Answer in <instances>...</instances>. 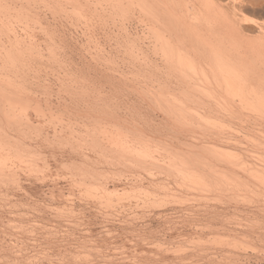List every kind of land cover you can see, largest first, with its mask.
Listing matches in <instances>:
<instances>
[{
    "label": "bare ground",
    "instance_id": "1",
    "mask_svg": "<svg viewBox=\"0 0 264 264\" xmlns=\"http://www.w3.org/2000/svg\"><path fill=\"white\" fill-rule=\"evenodd\" d=\"M260 14L264 17V0H0V231L3 232L2 234L4 232H10L8 234L13 236L19 233L21 235L22 233L26 234L29 230L28 227L32 226L25 227L29 224L27 221L28 219L30 221V213L37 211L34 210L37 208L36 205V208L33 207V203L35 204L36 201H33L32 198L34 197H30L28 192L23 191V188H27L26 182L31 183H28V186L32 187L37 185L36 179L38 181L48 179L46 177L50 176L51 169H45L46 166H49V161H47L49 159L46 158V154L49 155L48 151L52 153L49 150L52 149L50 148L51 145L60 147V143L68 144L69 149H73L75 146L76 150L68 149L71 153L77 151V148H81V146V150L87 146L86 149L93 152L94 156L84 153L85 157L81 156L82 159L79 157L84 151L79 153V150L76 152L79 154H76L79 159L72 156L62 159L60 155L59 161H56L57 158L55 159L57 164L53 163L56 165L53 172L57 171L59 176H69L68 179L71 180V185H74L73 188L79 185L78 192L76 191L80 193L79 196L84 197V191L89 192L91 198L96 197V195L100 196L101 198L98 197V200L95 201L101 200L99 202L101 206L106 203L107 205L103 206L105 209L102 207L104 210L107 209V206L110 208L114 204L122 203L125 200V195L127 199L138 197L136 199L140 198V200H142V195L144 199H147V196L148 199L149 196H152L154 202H160V200L163 201L162 196L160 197L162 193L164 199L168 198L165 200L170 204L171 197L177 198V201L174 199L176 202L179 198L184 202V200L193 199L191 196L195 199L196 196L200 198L198 195H201L203 191L205 193L206 190L207 196L212 198V194L214 196L219 191L216 190L217 188L222 189L221 187H224L223 189L226 191L230 190L229 193L241 189V191L238 190L237 194L242 192V199L247 200L245 204L249 198L253 199L254 203L257 200L254 205L255 207L258 206L256 208H252L253 204H246V206L249 205L247 212H251L253 217L264 214V207L262 206L264 202H258L264 201V20L263 18L261 21L258 20L257 15ZM251 15H255L257 19L255 17L249 18ZM49 130H53L51 136L52 132L49 133ZM56 141L59 142L58 145L55 143ZM42 145L45 148L48 145L49 149L46 148L48 151ZM64 148L55 149L59 153ZM69 151L67 152L70 153ZM61 152L60 154H62ZM67 152L65 153L68 154ZM54 153L55 156H59L56 152ZM65 153L63 157H67ZM54 157H51L53 161ZM49 167L51 168V166ZM106 168L108 171L111 170V177V172L109 171V174ZM110 168H113L114 171ZM123 173H129L133 178L135 176L134 180L128 181L125 185L124 182L130 179L128 174V176L125 175L127 179L125 178L124 182L122 179L121 183L116 179L119 178L116 175H122L121 179ZM55 176L56 174L54 178ZM108 176L113 177V180L115 178L116 181L110 179L112 182H109ZM166 180L172 183H168ZM56 181H59V178ZM56 183H54L56 188L61 189L62 187L59 188L60 185ZM168 184H174L176 188L179 187V191L172 189L174 186L171 187L172 190L179 193L172 195L175 192L172 191L171 197H169L171 190H169ZM213 187L217 191L215 194L211 192ZM210 189L211 195L208 194ZM219 192L223 193V191ZM52 193L55 195L56 192L52 191ZM57 193V196L60 193L59 198L62 194L66 204L68 197L63 195L62 189ZM67 194L65 195L68 196ZM71 195L69 196L71 197ZM134 195L135 197H133ZM156 195L158 196L156 197ZM79 196L77 197L79 198ZM90 196L86 195L85 199L90 198ZM118 196L122 198H120V202H118ZM54 197H52L53 201ZM233 197L235 198V196ZM71 198L73 199L74 196ZM115 198L116 201L114 202L113 199L115 200ZM155 199L159 200L156 201ZM68 200L71 203L72 200L70 198ZM220 200H223L222 197ZM229 200L232 199L229 198ZM95 201L91 200L90 202ZM148 201L151 202L152 200ZM48 203L46 202L47 206L45 205L47 209L49 208ZM133 203L135 204V202ZM185 203L188 204V202ZM248 203L251 201L249 200ZM212 204L211 209L215 207ZM129 205L132 206L130 203ZM145 205H147V200ZM180 206L182 207V205ZM65 207L68 209L67 206ZM140 207L145 208L144 204ZM152 207L158 209L160 206L156 204L147 208ZM235 207L234 205L233 208ZM61 208H63L62 205ZM211 209L208 211L212 212ZM225 209L227 210V208ZM53 210L55 211V209ZM191 210L193 212L194 209ZM202 211L200 213H205ZM61 212L59 211V213ZM192 212L187 211L189 215ZM68 213L70 216L71 213ZM158 213L160 214L161 211ZM158 213L156 214L158 215ZM198 213L197 211V215H200ZM114 214L116 215L115 211ZM216 214L217 212L214 215ZM34 215L32 219L36 216ZM229 215L231 216V214ZM106 216H109L108 213ZM186 216L189 217L188 214ZM230 216H228L229 219ZM214 217L218 218V216ZM68 218L70 219V217ZM182 218L184 217L182 216ZM246 220L248 221L247 217ZM165 221H167L166 218ZM189 221L191 223V219ZM225 222L227 223L226 220ZM253 223L255 224V221ZM177 224L179 223L177 222ZM146 225L142 228L147 229ZM57 226L59 227V225ZM203 226L207 227V224ZM157 228L159 229V227ZM169 228L172 229L168 226ZM171 229L167 232H170ZM159 230L157 231L159 232ZM124 231L126 232V230ZM144 231L146 232L145 229ZM152 233L154 232L152 231ZM144 234L147 235V233ZM256 234L258 235V233ZM219 236L217 237L219 238ZM239 236L236 237L240 238ZM136 237L138 238V236ZM145 237L147 238V236ZM199 237L198 235L197 238ZM246 237L249 236L246 235ZM246 237H244L245 241L247 240ZM257 237L263 240L261 237L259 238V235ZM1 238L2 241L6 240L3 239V235ZM30 238L33 239V237ZM132 238L134 241L137 239ZM26 239L28 238H25V241ZM199 239L200 241L203 240ZM192 240L189 241L193 243ZM204 240L206 241V239ZM233 240L231 239V242L236 244ZM9 241L11 242L12 239L10 238ZM222 241L224 240L222 239ZM225 241H230V238ZM10 242L4 244L11 245ZM195 242L197 243L196 240ZM211 242L214 243L213 240ZM231 242H227L229 246L232 244ZM236 242L241 243L239 239ZM11 243L12 246L13 244L16 245L14 242ZM32 243L34 242L32 241ZM136 243L133 245L136 246L138 244ZM233 244L232 246L237 247ZM243 244L245 242L241 245ZM151 245L153 244L151 243ZM226 245L223 244L222 247H226ZM31 246L33 247V244ZM2 247L1 250L5 248L2 249ZM15 247H10L8 249L11 250L10 254L5 255L8 259L11 258L12 262L8 259L5 261L3 259L4 254L0 253V264H17L15 258L19 257L15 255L13 250L16 249ZM234 247L230 246V248L235 249L236 247ZM251 247L254 246L251 245ZM193 249L191 248L192 252ZM214 251L218 252V250ZM16 252L18 254L17 250ZM6 253L8 252L6 251ZM168 259H170L169 255ZM178 259L176 260L178 261ZM191 260L194 261L193 258Z\"/></svg>",
    "mask_w": 264,
    "mask_h": 264
},
{
    "label": "rangeland",
    "instance_id": "2",
    "mask_svg": "<svg viewBox=\"0 0 264 264\" xmlns=\"http://www.w3.org/2000/svg\"><path fill=\"white\" fill-rule=\"evenodd\" d=\"M258 16V20H262L261 18H263V20H264V17H262L261 16V14L260 15H257ZM254 18L255 17V15H251V16H249V18ZM256 19H257V17H255ZM255 19V20H256ZM251 20H253V19H251ZM79 44V43H78ZM57 92V91H56ZM58 93V92H57ZM57 93H55V94H57ZM54 98H56V97H54ZM51 129V128H50ZM53 129V128H52ZM52 132V133H51ZM49 133H51L50 134V136L53 134V130H49ZM165 136V135H164ZM166 138V137H165ZM168 139V138H167ZM33 141H35V140H33ZM56 144L58 143L59 144V142L58 141H56L55 142ZM55 144V145H56ZM57 144V145H58ZM60 145L62 146L63 144L62 143H60ZM59 145V146H60ZM67 145V146H66ZM55 147L54 145H51V147L50 148H52V149H49V146L48 145H46V148H48L49 150H51L52 151V153H50V151H48V149H46L45 148V146L44 145H42V147L43 148H45V150H47L48 152H49V155H53V156H47V154H46V158L47 159H49V160H47V161H49V166H51V168L49 167V166H46V168L45 169H51V173L49 172V171H47V172H49L50 173V176H45L46 177V179L47 180H45V181H42V180H39L38 181V179H34L35 181H36V183H37V185L35 184V185H33L32 187L30 186H28L29 184H31V183H29V182H26L27 183V188L25 187V188H23L22 190L24 191V192H28L27 194L30 196V197H34V198H32L33 199V201H36L35 202V204L33 203V207H35V205H36V209H34V210H37V211H33V212H31V213H33V214H31L30 213V221H29V219H28V221H27V223H29L28 225H25V227L26 226H34L33 228H34V230H32L33 228H29L28 227V229L29 230H27V233L24 235L23 233H22V235L19 233V234H14V236L13 235H11V239H12V241L11 242H14L16 245H14L13 244V246H12V243L9 241L10 240V238H9V234L8 233H10V232H4V234L6 235H4V234H2L3 232H1L0 231V238L2 237V235H3V239L7 242V244L10 242V244L11 245H5L4 243H6L5 241H2V238L0 239V245H2L3 247H5L4 249H5V252L3 253V251H4V249H3V247L2 246H0V253H2V254H4V260L6 261L7 259H8V257H6L5 255H8V254H10L9 252H11V250L9 251L8 249H10V247H15L16 249H13L14 250V252H15V255L17 256V257H19V258H15L16 259V261H17V264H24V263H26V264H37L38 262V264H40V262H41V264H76V263H78V264H81L82 263V261H83V264H134V262H135V264H136V262H137V264L139 263V264H198V263H200L201 264V262H202V264L204 263V264H207V263H212V264H231L232 262V264H235V262H236V264H237V262H238V264H264V243H263V241H264V223H263V219H264V217H262V216H264V214H260L259 216H257V217H255V219H254V217H253V214H251V212L250 213H248L247 212V210H248V208H247V206H249V205H252V208H256V207H258V206H254L255 205V203H257V200L255 201V203H254V200L252 199H250L249 197V199H248V202H249V200L251 201V203H248V202H246V204H249V205H247L246 206V204H245V201H247V200H243L242 199V192H239L238 194H237V192H238V190H240L241 191V189H237V191L236 192H230L229 193V189L226 191L225 189H223L224 187H221L222 189H216L217 191L219 190V191H223V193L222 192H217V191H215V188L213 187V190L211 191V189L208 191V192H214V194L216 193V194H218V195H216V197L214 198V196H213V194H212V198L208 195L207 196V194H206V191H205V193H203L202 192V194L201 195H198V196H200V198L204 195V194H206L205 196H203V198H197V196H196V199L193 197V196H191L193 199H189V200H184V202L182 201V199L180 200V198H179V200H178V202H176L177 201V198H175V197H171V194H172V191H175V190H172V189H178V188H176V185H174V184H168L169 186L168 187H170V189L169 190H171V192L169 193L170 194V196L169 197H171V201H170V198H169V201L171 202L170 204H172V205H170L169 204V202L168 201H166L165 199H164V195L162 194H160V197H161V199H163V201H161L160 200V202L158 201V202H154L153 200L154 199H152L153 197L152 196H149V199H148V196H147V205H145L146 204V200L144 199V197H143V195H142V200H140V198L139 199H136V198H138V197H136V198H133V199H131V198H128L127 199V197H126V195H125V202L123 201L122 203H117V205L116 204H112L113 206H117V207H113L112 205H110V206H112V207H110V208H108L109 206H107L106 208L108 209H106V210H104L105 209V207H103V206H106L107 204L105 203V204H103L102 206L100 205V201L98 202V201H95V200H98V197L99 198H101L100 196H97L96 195V197H97V199H94V198H96L94 195V198H91V196H90V194H89V192L87 193V191L85 192H83V193H85V196L86 195H89L90 196V198H86L85 199V196L83 197L82 195V197L81 196H79L78 194H80V193H77L78 192V187H79V185H78V187H76V189H75V187L73 188L72 186H74L73 184L71 185V180H69L68 178H70L69 176H63V175H61V176H59V175H57V171L56 172H53L54 171V169H56V165L55 164H57V163H55L57 160L59 161V159H61L60 158V155L62 156V159L63 158H68V157H70V156H72V157H74V158H77V159H82L81 158V156H84V153H85V155H93L94 156V154H93V152L92 151H90L89 152V149H86L87 148V146L84 148L83 147V149L81 150V148H82V146H81V148H77V151L80 153V152H83V154L81 155L80 154V157L78 158L77 157V155H79V154H77L76 152L77 151H74V153H71V151H69L70 149H72V148H70L69 149V147H68V144H64L62 147ZM65 147V148H64ZM67 147V148H66ZM75 147V146H74ZM73 147V149L72 150H74L75 148ZM55 148H57V150H60V149H62V148H64L63 149V151L61 152V151H59V153H57V150L55 149ZM60 148V149H59ZM66 149V150H65ZM69 149V150H68ZM85 149V150H84ZM76 150V149H75ZM87 150H88V152H87ZM56 152V154L57 155H59V156H55V153L54 152ZM67 151H69L70 153H68ZM47 152V153H48ZM60 152L62 153V154H60ZM65 152H67L68 154H66ZM73 152V151H72ZM91 152H92V154H91ZM64 153H65V155H67V157L65 156V157H63L64 156ZM87 153V154H86ZM77 154V155H76ZM74 155V156H73ZM55 156V157H54ZM51 157H54V161H53V158H51ZM85 157V156H84ZM83 157V158H84ZM57 158V159H56ZM59 158V159H58ZM55 159H56V161H55ZM51 161H52V163H51ZM61 161V160H60ZM78 161H81V160H78ZM51 163V164H50ZM53 163H55L54 165H53ZM101 164V163H100ZM103 164V163H102ZM53 166V167H52ZM57 169H58V167H57ZM110 169H113V168H110ZM59 170V169H58ZM106 171H108V169L106 168ZM110 172H111V170H109ZM109 171H108V173H109ZM113 171H114V169H113ZM46 172V173H47ZM59 172H60V170H59ZM49 173H47V174H49ZM56 174V176H55V178H54V175ZM110 174V173H109ZM128 174L129 173H123V177L120 179V177L122 176L121 174V176H117L116 175V177H119V178H116V179H118L120 182H121V180L122 179H124V180H122V182H124L127 178H126V176H128ZM111 175H112V172H111V174H110V177H111ZM126 175V176H125ZM162 175V174H161ZM59 176V177H58ZM114 176V175H113ZM133 176V175H132ZM160 176V175H159ZM158 176V177H159ZM52 177V178H51ZM57 177V178H56ZM61 177H62V179H61ZM109 177V176H108ZM107 177V178H108ZM108 178L109 180V182L111 181L112 182V180H113V177L112 178ZM162 177H163V175H162ZM164 177H165V175H164ZM58 178H59V181H56V180H58ZM126 178V179H125ZM128 178H130V179H127L126 180V182H124V184L126 183L127 184V182L128 181H131V180H134V178H135V176H134V178L133 177H131V175L129 174V176H128ZM41 179V178H40ZM43 179V178H42ZM56 179V180H55ZM66 179H67V181H66ZM110 179H112V180H110ZM51 180V181H50ZM54 181V183L55 182H57L56 184H58V185H60L59 186V188H61L62 189V193H64L63 195L65 196V197H68V198H66L67 199V203L65 204V202L66 201H64L65 199H63L62 198V194H61V197L59 198L58 196H60V193H59V195L57 196L56 195V193L57 192H59V190L61 191V189H59L58 190V188H56V185L53 183V181ZM169 180V179H168ZM41 181H42V183H41ZM69 181V182H68ZM113 181H116L115 180V178H114V180ZM118 181V182H119ZM167 181V180H166ZM31 182V181H30ZM38 182H40L39 184H38ZM46 182V183H45ZM48 182H51V183H48ZM60 182H61V184H60ZM121 182V183H122ZM168 182V181H167ZM170 182V181H169ZM168 182V183H169ZM29 183V184H28ZM65 183V184H64ZM130 183H132V182H130ZM170 183H172V182H170ZM125 184V185H126ZM129 184V183H128ZM58 185H57V187H58ZM62 185H64V186H66V187H63ZM71 185V187H69ZM171 185V186H170ZM34 186H36V187H34ZM55 186V187H54ZM172 186H174V187H172ZM39 187V188H38ZM47 187H48V189H47ZM49 187H53L52 188V190H51V188H49ZM81 187V186H80ZM171 187H172V189H171ZM70 188V189H69ZM82 188V187H81ZM26 189V190H25ZM30 189V190H29ZM33 189V190H32ZM57 189V190H56ZM64 189V190H63ZM83 189V188H82ZM81 189V190H82ZM32 190V191H31ZM40 190H42V191H40ZM46 190V191H45ZM50 193H49V192ZM52 191H55L56 193H54L55 195H53V193H52ZM64 191V192H63ZM69 191V192H68ZM77 191V192H76ZM79 191H80V189H79ZM176 191H179V189L178 190H176ZM174 192V194H172V195H175V194H177V193H179V192ZM41 192V193H40ZM74 192V193H73ZM81 192V191H80ZM211 192L210 193H208V194H210L211 195ZM229 194H228V193ZM50 195H49V194ZM68 193V194H67ZM70 193V194H69ZM76 193H77V195H76ZM82 193V194H83ZM35 194V195H34ZM41 194V195H40ZM43 194H46V195H43ZM53 196H52V195ZM58 194V193H57ZM65 194H67L68 196H66ZM72 194V195H71ZM74 194V195H73ZM226 194V195H225ZM233 194H235V195H233ZM236 194H237V196H236ZM40 195V196H39ZM49 195V196H48ZM69 195H71V197L72 196H74V198L72 199ZM159 195V194H158ZM158 195H156V197L158 196ZM230 195H233V196H235V198L233 197V196H231V197H229ZM239 195H240V197H239ZM50 196H52V197H54V201H53V199H52V197H50ZM77 196H79V198L77 197ZM92 196V197H93ZM129 196H131V195H129ZM167 196V195H166ZM165 196V197H166ZM207 196V197H206ZM225 196V197H224ZM58 197V198H57ZM124 197V196H123ZM133 197H135V195L133 196ZM155 197V198H156ZM204 197H206L205 199H204ZM208 197H210V198H208ZM218 197H222V199L223 200H220V198H218ZM227 197V198H226ZM233 197V198H232ZM239 197V198H238ZM38 198V199H37ZM41 198V199H40ZM71 199L72 201H74L73 203H72V201H71V203H70V201L68 200V199ZM118 198H119V196H118ZM120 198H121V196H120ZM120 198L118 199V202H120L119 200H120ZM159 198V197H158ZM208 198V199H207ZM217 198V199H216ZM229 198L230 199H232V200H229ZM237 198H238V200H237ZM244 199L246 198V196L245 197H243ZM255 198H257V197H255ZM35 199H37V200H35ZM57 199V200H56ZM63 199V200H62ZM79 199V201H77ZM85 199V200H84ZM89 199V200H88ZM122 199V198H121ZM127 199V200H126ZM130 199V200H129ZM174 199H176V201L174 200ZM195 199V200H194ZM199 199V200H198ZM204 200L203 202L201 201V200ZM207 199V200H206ZM211 199V200H210ZM213 199V200H212ZM215 199V200H214ZM227 199V200H226ZM242 199V200H241ZM47 200V201H46ZM81 200H83V201H81ZM87 200V201H86ZM95 201V202H90V201ZM129 200V202H127ZM144 200H145V202H144ZM148 200H152L153 201V203H151V202H149ZM156 200V199H155ZM157 200H159V199H157ZM156 200V201H157ZM172 200H174V202L177 204H175L174 202H172ZM197 200V201H196ZM226 200V202H224ZM234 200V201H233ZM39 201V202H38ZM58 201V202H57ZM60 201V202H59ZM62 201V202H61ZM113 201L115 202L116 201V198H115V200L113 199ZM131 201V202H130ZM138 201V202H137ZM166 201V202H165ZM196 201V202H195ZM206 201V202H205ZM207 201H209V202H207ZM216 201V202H215ZM219 201V202H218ZM221 201V202H220ZM232 201V202H231ZM236 201V202H235ZM238 201V202H237ZM252 201H253V203H252ZM46 202L48 203V209H47V204H46ZM85 202V203H84ZM87 202V203H86ZM88 202H90V203H88ZM102 202V203H103ZM127 202V203H126ZM133 202H135V204H136V206H135V204L133 203ZM139 203V204H137V203ZM142 203V205H140L141 203ZM183 202V203H182ZM185 202H188V204L187 203H185ZM192 202V203H191ZM195 202V203H194ZM202 202V203H201ZM223 202H224V204H223ZM229 202V203H228ZM258 202H264V201H258ZM42 203H44V205H42ZM51 203V204H50ZM60 203V204H59ZM62 203V204H61ZM79 203V204H78ZM83 203V204H82ZM94 203V204H93ZM96 203V204H95ZM101 203V204H102ZM129 203L132 205V206H130L129 205ZM181 203V204H180ZM201 203V204H200ZM213 203V204H212ZM218 203H220V204H218ZM233 203H234V205L236 206L235 208H233L234 207V205H233ZM236 203H240V204H236ZM261 203V204H262ZM71 204H74V205H71ZM85 204V205H84ZM98 204H99V206H98ZM127 204H128V206H127ZM134 204V205H133ZM143 204H144V209H143V207H140V206H143ZM149 204H153V205H149ZM158 205V206H160V207H162V208H160V207H158V209H157V207H152V208H147V207H151V206H155V205ZM159 204H161V205H159ZM165 204V205H164ZM170 205V206H168V205ZM187 204V206H185ZM195 204V205H194ZM198 204V205H197ZM209 204V205H208ZM211 204L213 205V206H215V207H213L212 209H211ZM216 204V205H215ZM218 204V205H217ZM229 204V205H228ZM230 204H232V205H230ZM261 204H259V207H261ZM42 205V206H41ZM46 205V206H45ZM56 205V206H55ZM61 205H62V207L63 208H61ZM67 206V208L68 209H66V207L65 206ZM77 207H76V206ZM79 205V206H78ZM88 205V206H87ZM89 205H91V206H89ZM98 207H97V206ZM109 205V204H108ZM126 207H125V206ZM139 205V206H138ZM180 205H182V207L180 206ZM190 205V206H189ZM194 205V206H193ZM201 205V206H200ZM207 205V206H206ZM226 205H227V207H226ZM237 205H240V206H237ZM39 206V207H38ZM45 206V207H44ZM53 206V207H52ZM73 206V207H72ZM124 206V207H123ZM135 206V207H134ZM168 206V207H167ZM203 206H205V207H203ZM211 206V207H210ZM220 206V207H219ZM230 208H229V207ZM262 206L264 207V204H262ZM41 207V208H40ZM50 207H51V209H50ZM57 207V208H56ZM71 207V208H70ZM83 209H85V210H83ZM89 207V208H88ZM100 207V208H99ZM102 207L104 208V209H102ZM124 208V210H122L123 208ZM128 207V208H127ZM136 207H140L139 209H135ZM179 207V208H178ZM184 207H185V209H184ZM186 207H187V210H186ZM190 207H192V208H190ZM210 208L211 210H212V212L211 211H208V210H210V209H206V208ZM237 207H239L238 208V210H237ZM240 207H242L241 209H240ZM245 207V208H244ZM55 209V211H56V214H57V218H56V214H55V211L53 210V209ZM59 208H61V209H63L62 210V212H61V209H59ZM86 208H88V209H86ZM94 208V209H93ZM98 208V209H97ZM117 208V209H116ZM121 210H120V209ZM127 208V209H126ZM147 208V209H146ZM155 208V209H154ZM160 208V209H159ZM172 208H174V209H172ZM195 208H196V210H195ZM201 208H203L204 209V211H202L203 209H201V211L202 212H205V213H200L201 211H199ZM215 208V209H214ZM220 209V212H219V209ZM225 208H227V210L225 209ZM33 209V208H32ZM43 209V210H42ZM59 210L61 213H59V211H57V210ZM65 209H66V211H65ZM77 209H78V211H77ZM102 209V210H101ZM116 209V210H115ZM130 209V210H129ZM157 209V210H156ZM170 211H168V210ZM176 209V210H175ZM183 209V210H182ZM190 209V210H189ZM191 209H194L193 210V212H192V210ZM199 209V210H198ZM205 209H206V211H205ZM234 211H233V210ZM42 210V211H41ZM51 210V211H50ZM52 210H53V212H52ZM72 210H73V212H72ZM88 210V211H87ZM94 210H95V212H94ZM100 210V211H99ZM112 210V211H111ZM142 210V211H141ZM185 210V211H184ZM214 210V211H213ZM218 210V211H217ZM222 210V211H221ZM228 212H226V211ZM236 210V211H235ZM242 210V211H241ZM39 211H40V213H41V215H40V213H39ZM102 211V212H101ZM114 211H115V213H116V215L114 214ZM117 211V212H116ZM148 213H147V212ZM155 211V212H154ZM161 211V213L159 214L158 212H160ZM176 211H178L177 213H175ZM179 211H180V213H179ZM181 211H183V212H181ZM187 211L188 212H192V214L190 213V215H189V213H187ZM197 211L200 213V215H197ZM235 212V213H233V212ZM244 211H246L247 213H245ZM47 212H49V213H47ZM66 212V213H65ZM68 212H72L71 214H70V216H69V213ZM79 212V213H78ZM100 212V213H99ZM105 214H104V213ZM134 212V213H133ZM144 212H145V214H144ZM170 214H169V213ZM207 212V213H206ZM208 212H210L209 214H208ZM213 212H217V214L216 215H214L215 213H213ZM223 212V213H222ZM242 212V213H241ZM263 212V211H262ZM262 212H260V213H262ZM65 213V214H64ZM83 213V214H82ZM108 213V215L109 216H106V214ZM114 215V217H113V215ZM117 213H118V215H117ZM119 213H120V215H119ZM142 213V214H141ZM156 213H158V215L156 214ZM164 213H166V214H164ZM175 213V215H176V217H175V215H172V214H174ZM181 213H182V215H181ZM198 213V214H199ZM256 213H258V212H256ZM36 216H35V215ZM48 216H47V215ZM53 214V215H52ZM59 214V215H58ZM67 214V215H66ZM76 214H78V215H76ZM80 214V215H79ZM100 214V215H99ZM103 214V215H102ZM122 214V215H121ZM144 214V215H143ZM147 214H149V215H147ZM155 214V215H154ZM179 214H180V216H179ZM186 214H188V216L189 217H192V218H189V217H185V215ZM194 214H195V216H194ZM202 214V215H201ZM207 214V215H206ZM210 214H213V215H210ZM229 214H231V216L229 215ZM241 214V215H240ZM243 214V215H242ZM247 214V215H246ZM35 216V217H33V219H32V216ZM40 215V216H39ZM61 215V216H60ZM64 215H65V217H64ZM76 215V216H75ZM87 215V217H85ZM125 215V216H124ZM128 215V216H127ZM146 215V216H145ZM161 217H160V216ZM171 215V216H170ZM192 215V216H191ZM197 215V216H196ZM225 215V216H224ZM234 215H236V216H234ZM240 215V216H239ZM258 215V214H257ZM75 218H74V217ZM157 218H156V217ZM165 216V217H164ZM182 216L184 217V218H186V219H184V218H182ZM210 216V217H209ZM214 216H218V218L217 217H214ZM226 216H227V219H226ZM228 216H230V219H229V217ZM42 217V218H41ZM59 217H62V218H59ZM64 217V218H63ZM68 217H70V219L68 218ZM83 217H85V218H83ZM98 217V218H97ZM103 217V218H102ZM107 217V218H106ZM117 217V218H116ZM123 217V218H122ZM125 217V218H124ZM147 217V218H146ZM170 217H172V218H170ZM179 217V218H178ZM197 219H196V218ZM199 217V218H198ZM236 217V218H235ZM238 217V218H237ZM241 217V218H240ZM246 217H247V219H248V221L246 220ZM250 217V218H249ZM258 217H260V218H258ZM28 218H29V216H28ZM34 218H35V220H34ZM44 218V219H43ZM45 218H46V221H45ZM48 218V219H47ZM59 218V219H58ZM67 218H68V221H67ZM101 218V219H100ZM122 218V219H121ZM151 218V219H150ZM154 220H153V219ZM162 218H164V219H162ZM165 218H166V220L167 221H165ZM169 220H168V219ZM176 218V219H175ZM206 220H204V219ZM208 220H207V219ZM220 218V219H219ZM260 219V220H258V219ZM262 218V219H261ZM32 219V220H31ZM53 219V220H52ZM66 219V220H65ZM74 219V220H73ZM78 219H80V220H78ZM117 219H118V221H117ZM125 219V220H124ZM162 221H161V220ZM172 219H174V220H172ZM181 219V220H180ZM182 219H184V220H182ZM188 219V220H187ZM191 219V223H190V220ZM211 219V220H210ZM217 219V220H216ZM219 219V220H218ZM223 219V220H222ZM233 219V220H232ZM244 220V222L246 223H244L243 222V220ZM249 219H251L250 221H249ZM6 220V219H5ZM42 220H44V221H42ZM51 220V221H50ZM55 220V221H54ZM58 222H57V221ZM61 220V221H60ZM114 220L115 221V223H114V221L112 222V221ZM121 220V221H120ZM123 220V221H122ZM143 220H145V221H143ZM147 220V221H146ZM225 220L227 221V223L225 222ZM235 220V221H234ZM237 220V221H236ZM240 222H239V221ZM34 221V223H32ZM41 221V222H40ZM49 221V222H48ZM62 221H64L63 223H62ZM66 221V222H65ZM69 221H71V222H69ZM74 221V222H73ZM79 221V222H78ZM83 221V222H82ZM125 221H127V222H125ZM200 222V223H198V222ZM211 221H213V222H211ZM217 221V222H216ZM221 221V222H220ZM225 223H224V222ZM229 221H232V222H229ZM255 221V224H254V226H252L253 224H252V222H254ZM258 221V222H257ZM5 222V221H4ZM38 224H37V223ZM39 222H40V224H39ZM42 222H44V223H42ZM52 222V223H51ZM60 222V223H59ZM73 222V223H72ZM112 222V223H111ZM120 222V223H119ZM148 222V223H147ZM162 222H163V224H162ZM166 224H165V223ZM170 222V223H169ZM177 222L180 224H182L181 226L179 225V224H177ZM204 222H206L205 224H204ZM223 222V223H222ZM243 222V223H242ZM251 222V223H250ZM259 222H261V223H259ZM24 223H26V222H24ZM31 223V224H30ZM49 223V224H48ZM64 224V225H62V224ZM68 223V224H67ZM71 223V224H70ZM78 223V224H77ZM80 223V224H79ZM110 223V224H109ZM122 223H124V224H122ZM151 223V224H150ZM159 223V224H158ZM162 224V227H161V224ZM172 223V224H171ZM205 225L206 226V224H207V227H204L203 225ZM208 223H211L212 225L214 224V226H212L211 224H208ZM229 223V224H228ZM237 223V224H236ZM257 223V224H256ZM259 223V224H258ZM35 224V225H34ZM42 224V225H41ZM43 224H45L44 226H46L47 227V229H46V227H44L43 226ZM50 224H51V226H50ZM54 226H53V225ZM59 225V227L57 226V225ZM67 226H66V225ZM72 224H73V226H72ZM108 224V225H107ZM121 224V225H120ZM128 224V225H127ZM132 226H131V225ZM139 224V225H138ZM141 224V225H140ZM147 224V225H146ZM156 224V225H155ZM158 224V225H157ZM171 224V225H170ZM177 224V225H176ZM195 224H196V226H195ZM201 224V225H200ZM232 224V225H231ZM243 224V225H242ZM252 224V225H251ZM262 224V226H260ZM70 225V226H69ZM75 225V226H74ZM76 225H77V227H76ZM111 225V226H110ZM123 225H124V227H123ZM145 225L147 226V229H148V231H147V229L146 228H142V226H144L145 227ZM155 225V226H154ZM175 225V226H174ZM217 225H218V227H217ZM223 225V226H222ZM224 225H225V228H223L224 227ZM227 225V226H226ZM229 225V226H228ZM239 225H241V226H239ZM246 227H245V226ZM258 227H256V226ZM259 225V226H258ZM40 226H41V229H40ZM66 226V227H65ZM72 226V227H71ZM103 226H104V228L105 227H107L106 229H104L103 228ZM127 226V227H126ZM138 226V227H137ZM151 226V230L149 229V227ZM164 226V227H163ZM167 226V227H166ZM168 226L169 227H172V229L171 228H169V229H171L170 230V232H167V230L169 231V229H168ZM176 226H178L177 228H175ZM187 226H188V228H187ZM194 226V227H193ZM199 226V227H198ZM201 226H203L202 228H200ZM212 226V227H211ZM3 227V226H2ZM45 229H44V228ZM49 227V228H48ZM55 227V228H54ZM64 229H63V228ZM157 227H159V229L157 228ZM212 228V229H210V228ZM216 227V228H215ZM222 227V228H221ZM234 229H233V228ZM250 227V228H249ZM262 227V228H261ZM39 228V229H38ZM54 228V229H53ZM72 228V229H71ZM76 230H75V229ZM78 228V229H77ZM121 228V229H120ZM129 228H132V229H130L129 230ZM142 228V229H141ZM155 228V229H154ZM156 228H157V230H159V232L156 230ZM161 228H162V230H161ZM206 228V229H205ZM217 229V230H215V229ZM220 228V229H219ZM245 228H247V229H245ZM251 228H253L252 230H251ZM256 228V229H255ZM3 229V228H2ZM31 229V230H30ZM61 231H60V230ZM116 229V230H115ZM123 229V230H122ZM135 229V230H134ZM141 229V230H140ZM144 229L146 230V232L144 231ZM190 229V230H189ZM192 229V230H191ZM201 230V233H200V230ZM209 229V230H208ZM230 229V230H229ZM250 231H249V230ZM259 229H261L260 231H259ZM39 230V231H38ZM42 232H41V231ZM63 230H65L64 232H63ZM68 230H69V232H68ZM77 230H78V232H77ZM124 230H126V232L124 231ZM143 230V231H142ZM155 230V231H154ZM166 230V232H164ZM177 230H179V231H177ZM189 230V231H188ZM223 230V231H222ZM226 230V231H225ZM235 230H237V231H235ZM8 231V230H7ZM32 233H30V232ZM49 231H51V232H49ZM53 231H56L55 233L53 232ZM60 233H59V232ZM88 231V232H87ZM97 231V232H96ZM131 233H133V232H135L134 234H130L129 232ZM144 234V233H147V235H145L144 234V236H143V234L141 233V232ZM151 231V232H150ZM152 231L154 232V233H152ZM162 231V232H161ZM192 233H191V232ZM195 231V232H194ZM220 231V232H219ZM233 231H234V233H233ZM239 231V232H238ZM254 231V232H253ZM50 234H49V233ZM139 232V233H138ZM149 232V233H148ZM160 234H158V233ZM189 232V233H188ZM247 232H248V234H247ZM29 233V234H28ZM44 233V234H43ZM46 233V234H45ZM64 233V234H63ZM73 233V234H72ZM77 233V234H76ZM129 233V234H128ZM137 233V234H136ZM141 233V234H140ZM155 233H157V234H155ZM171 233V234H170ZM176 233V234H175ZM179 233V234H178ZM197 233V234H196ZM205 233H207V234H205ZM228 233V234H227ZM256 233H258V235H259V238L261 237V239H263V240H260V239H258V235L256 234ZM261 233V234H260ZM57 235V236H54V235ZM92 234V235H91ZM122 234V235H121ZM139 234V235H138ZM149 234V235H148ZM166 234V235H165ZM191 234V235H190ZM194 234V235H193ZM214 234V235H213ZM219 236L220 234V236H219V238L216 236ZM251 234V235H250ZM263 234V235H262ZM19 235V237H20V240H21V242L19 243V241L20 240H18L19 239V237H17ZM31 235H33V236H31ZM37 235V236H36ZM42 237H41V236ZM46 235H48V236H46ZM49 235H51V236H49ZM65 235H67V236H65ZM90 235V236H89ZM133 235V236H132ZM135 235V236H134ZM152 235V236H151ZM179 235V236H178ZM198 235L200 236L199 238H201V239H203L202 241H200V239L199 238H197L198 237ZM207 235V237L205 238V236ZM211 235V236H210ZM212 235H213V237H212ZM222 235H223V237H222ZM239 236L240 238H238V237H236V236ZM246 235L247 236H249V237H246ZM261 235V236H260ZM5 236V237H4ZM8 236V237H7ZM27 236H29V237H27ZM45 238H44V237ZM124 236V237H123ZM136 236H138V238L136 237ZM140 236H142V237H144V238H142V237H140ZM145 236H147V238L145 237ZM159 238H158V237ZM164 236V237H163ZM172 236V237H171ZM185 236H187V237H185ZM190 236V237H189ZM194 236V237H193ZM226 236H229V237H226ZM234 236V237H233ZM243 236V237H242ZM254 236V237H253ZM22 237V238H21ZM24 237V238H23ZM30 237H33V239L32 238H30ZM35 237V238H34ZM48 237V238H47ZM55 237H56V239H55ZM85 237V238H84ZM94 237V238H93ZM120 237V238H119ZM132 237H134V238H137L135 241L134 240H132L133 238ZM152 239H151V238ZM154 237V238H153ZM169 237V238H168ZM183 239H182V238ZM193 237V238H192ZM210 237V238H209ZM216 237V238H215ZM226 237V238H225ZM231 237H233V238H231ZM236 237V238H235ZM244 237H246V241H245V238ZM257 237V238H256ZM16 238H17V241H15L16 240ZM25 238H30L29 239V241H27L28 239H26V241H25ZM38 238V239H37ZM49 238H50V240H49ZM168 238V239H167ZM171 238H174V239H171ZM191 238V239H190ZM225 241V240H228L229 238H230V241H227L228 243H230L231 242V239L233 240V239H235V240H233V241H235V243L236 244H233V242H231L233 245H237L239 242H236L238 239H239V241L241 242V243H239V245H237V247L235 248L234 246H232V244H230V246L231 247H234L235 249H233V248H230V246H229V244L225 241H222V239ZM44 239V240H43ZM52 239H53V241H52ZM55 239V240H54ZM61 239V241H59ZM75 239V240H74ZM79 239V240H78ZM86 239V240H85ZM140 239H142L141 241H139ZM143 239H144V241H143ZM176 239V240H175ZM178 239V240H177ZM180 239H182V240H180ZM184 239H186V240H184ZM193 239V240H192ZM197 241V243L195 242V240ZM204 239H206V241L204 240ZM210 240V241H208V240ZM213 240V242L215 243V245H214V243H212L211 241ZM237 239V240H236ZM252 241H251V240ZM256 239V240H255ZM24 240V242L22 243V241ZM37 240H39V241H37ZM46 240V241H45ZM66 240V241H65ZM90 240V241H89ZM137 240H138V242H137ZM189 240H192V241H194L193 243L192 242H190ZM199 240V241H198ZM242 240H244V241H242ZM248 240H249V243H248ZM256 242H255V241ZM260 240V241H259ZM1 241H2V243H1ZM32 241L35 243H32ZM71 241H72V243H71ZM75 241V242H74ZM81 241V242H80ZM132 243H131V242ZM153 241V242H152ZM155 241V242H154ZM165 243H164V242ZM167 241V242H166ZM172 241V242H171ZM188 241H189V243H188ZM221 242V243H217V242ZM26 242V243H25ZM50 242H52V243H50ZM62 242V243H61ZM80 242L81 243V245H80V243L78 244V243ZM83 242H84V244H83ZM88 242V243H87ZM138 244H137V243ZM139 242H140V244H139ZM148 244H147V243ZM198 242H200L201 243V245H199L200 243H198ZM204 242H205V244H204ZM207 242V243H206ZM243 242H245V244H243V245H241ZM253 242V243H252ZM259 242V243H258ZM262 242V243H261ZM18 243V244H17ZM22 243V244H21ZM31 243V244H30ZM48 243V244H47ZM66 243V244H65ZM75 243V244H74ZM137 244L136 246L135 245H133V244ZM143 245H142V244ZM144 243H145V245H144ZM151 243L153 244V245H158V246H153V245H151ZM155 243V244H154ZM167 243V244H166ZM191 243V244H190ZM252 243V244H251ZM256 243V244H255ZM20 244V246H18L17 247V245H19ZM24 244H25V246H24ZM33 244V247L31 246ZM64 244V245H63ZM166 244V245H165ZM225 245V244H227L226 245V247L225 246H223L222 247V245ZM22 245V246H21ZM41 247H40V246ZM62 245V246H61ZM142 245V246H141ZM169 245V246H168ZM197 245V246H196ZM219 245H220V247H219ZM247 245H250V246H247ZM251 245L252 246H254L253 248L251 247ZM257 245H258V247H257ZM260 245V246H259ZM7 246H9V247H7ZM46 246V247H45ZM194 246V247H193ZM204 246H205V248H204ZM208 246V247H207ZM215 246V247H214ZM1 247H2V249L3 250H1ZM7 247V248H6ZM26 249H25V248ZM38 247V248H37ZM81 247H84V248H81ZM160 247V248H159ZM170 247V248H169ZM200 247V248H199ZM214 247V248H213ZM239 247V248H238ZM244 247H246L247 249H245ZM249 247V248H248ZM18 248H20L19 250H18ZM142 248V249H141ZM154 248V249H153ZM158 248V249H157ZM167 248V249H166ZM191 248L193 249V252L191 251ZM200 250H199V249ZM203 248V249H202ZM209 248V249H208ZM219 248V249H218ZM239 250H238V249ZM257 250H256V249ZM260 250H259V249ZM262 248V249H261ZM204 249H207V250H204ZM231 249H233V250H231ZM253 249V250H252ZM255 249V250H254ZM13 250H12V252H13ZM16 250L18 251V254H16L17 252H16ZM22 250V251H21ZM25 250V251H24ZM161 252H160V251ZM166 250V251H165ZM169 250V251H168ZM209 250V251H208ZM213 250V251H212ZM214 250H218V252L217 251H214ZM236 250V251H235ZM241 250V251H240ZM243 250H245V251H243ZM2 251V252H1ZM6 251L8 252V253H6ZM138 251V252H137ZM150 251V252H149ZM196 251V252H195ZM204 251V252H203ZM262 251V252H261ZM22 252V253H21ZM157 252V253H156ZM207 252V253H206ZM225 252V253H224ZM227 252H228V254H227ZM230 252V253H229ZM233 252V253H232ZM260 252V253H259ZM153 253V254H152ZM159 253V254H158ZM162 253V254H161ZM164 253V254H163ZM204 253V254H203ZM215 253V254H214ZM223 253V254H222ZM237 253V254H236ZM250 253H252V254H250ZM255 253V254H254ZM259 253V254H258ZM19 254H20V256H19ZM152 254V255H151ZM161 254V255H160ZM200 254V255H199ZM233 256H232V255ZM237 256H236V255ZM239 254V255H238ZM168 255H169V258L170 259H168ZM173 255V256H172ZM185 255V256H184ZM192 255H193V257H192ZM214 255V256H213ZM222 255V256H221ZM224 255V256H223ZM225 255H227V256H225ZM235 255V256H234ZM241 255V256H240ZM149 256H150V258H149ZM156 258H155V257ZM159 256V257H158ZM162 256V257H161ZM196 256H200L199 258L198 257H196ZM205 256H207V257H205ZM231 256V257H230ZM6 257V258H5ZM25 257V258H24ZM29 257V258H28ZM31 257V258H30ZM44 257V258H43ZM153 257V258H152ZM166 257V258H165ZM196 257V258H195ZM210 257H211V259H210ZM217 257V258H216ZM221 257V258H220ZM223 257V258H222ZM239 257H241V258H239ZM256 257V258H255ZM259 258V260H258V258ZM86 258V259H85ZM150 260H149V259ZM165 258V259H164ZM179 258V259H178ZM187 258V259H186ZM193 258L194 259V261L193 260H191V259ZM226 258V259H225ZM231 258V259H230ZM237 258V259H236ZM14 261H15V259L14 258H12ZM44 259V260H43ZM78 259V260H77ZM88 259V260H87ZM91 259V260H90ZM96 259V260H95ZM176 259H178V261L176 260ZM183 259V260H182ZM189 259H190V262H189ZM200 259V260H199ZM208 259H210L209 261H208ZM220 259V260H219ZM228 259H230V261H228ZM3 260V261H4ZM8 260H10V262H12L11 261V258L10 259H8ZM25 260H27V261H25ZM93 260H94V262H93ZM152 260V261H151ZM183 261V263H181L182 261ZM219 262H218V261ZM221 260H223V261H225V262H223V261H221ZM169 261V262H168ZM177 261V262H176ZM185 261V262H184ZM186 261H187V263H186ZM199 261H201V262H199ZM216 261V262H215ZM235 261V262H234ZM241 261H244V262H241ZM249 261V262H248ZM80 262V263H79ZM92 262V263H91ZM142 262H145V263H142ZM161 262V263H160ZM166 262V263H165ZM179 262V263H178ZM215 262V263H214ZM241 262V263H240ZM257 262V263H256Z\"/></svg>",
    "mask_w": 264,
    "mask_h": 264
}]
</instances>
